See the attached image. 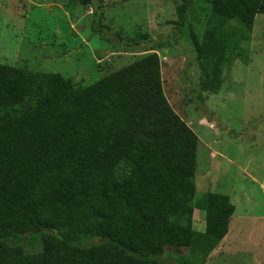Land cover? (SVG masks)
Here are the masks:
<instances>
[{
  "label": "trees",
  "instance_id": "trees-1",
  "mask_svg": "<svg viewBox=\"0 0 264 264\" xmlns=\"http://www.w3.org/2000/svg\"><path fill=\"white\" fill-rule=\"evenodd\" d=\"M190 3L176 9L182 27ZM260 11L264 0H210L207 28L189 38L197 55L208 32L244 61L237 41ZM160 70L151 53L82 87L0 64V264H165L166 250L207 255L227 236L235 207L196 198L199 140Z\"/></svg>",
  "mask_w": 264,
  "mask_h": 264
},
{
  "label": "rangeland",
  "instance_id": "rangeland-1",
  "mask_svg": "<svg viewBox=\"0 0 264 264\" xmlns=\"http://www.w3.org/2000/svg\"><path fill=\"white\" fill-rule=\"evenodd\" d=\"M188 1L182 27V0H92L85 7L80 0H0V64L87 87L157 54L164 95L199 140L196 198L217 193L235 207L226 239L212 252L169 249L161 261L264 264V14L237 41L244 61L208 32L198 40L200 57L189 38L207 28L210 0ZM193 229L204 230L198 211Z\"/></svg>",
  "mask_w": 264,
  "mask_h": 264
},
{
  "label": "water",
  "instance_id": "water-1",
  "mask_svg": "<svg viewBox=\"0 0 264 264\" xmlns=\"http://www.w3.org/2000/svg\"><path fill=\"white\" fill-rule=\"evenodd\" d=\"M101 243H105L106 242V240H102V241H100Z\"/></svg>",
  "mask_w": 264,
  "mask_h": 264
},
{
  "label": "crops",
  "instance_id": "crops-1",
  "mask_svg": "<svg viewBox=\"0 0 264 264\" xmlns=\"http://www.w3.org/2000/svg\"><path fill=\"white\" fill-rule=\"evenodd\" d=\"M226 239V238H225Z\"/></svg>",
  "mask_w": 264,
  "mask_h": 264
}]
</instances>
